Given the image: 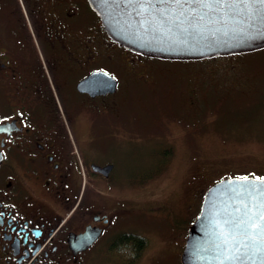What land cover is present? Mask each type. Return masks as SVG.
Returning a JSON list of instances; mask_svg holds the SVG:
<instances>
[{"label": "flooded vegetation", "instance_id": "af4514ba", "mask_svg": "<svg viewBox=\"0 0 264 264\" xmlns=\"http://www.w3.org/2000/svg\"><path fill=\"white\" fill-rule=\"evenodd\" d=\"M158 60L112 40L88 0H0V264L148 258L139 199L86 192V175L108 180L114 167L107 176L91 168L81 117L95 112V121L124 128L114 98L170 85L156 74L165 63ZM206 188L197 191L199 205ZM189 224L166 264H181ZM86 231L87 246L71 243ZM141 237L144 250L120 246Z\"/></svg>", "mask_w": 264, "mask_h": 264}, {"label": "rangeland", "instance_id": "374dc122", "mask_svg": "<svg viewBox=\"0 0 264 264\" xmlns=\"http://www.w3.org/2000/svg\"><path fill=\"white\" fill-rule=\"evenodd\" d=\"M240 59L246 68L226 58L159 64L156 74L170 85L114 98L121 130L95 121V112L82 114L88 157L114 167L108 180L86 175V192L139 199L138 231L150 240L141 264L168 262L165 254L198 212L200 188L223 176H264V49Z\"/></svg>", "mask_w": 264, "mask_h": 264}, {"label": "water", "instance_id": "95a60500", "mask_svg": "<svg viewBox=\"0 0 264 264\" xmlns=\"http://www.w3.org/2000/svg\"><path fill=\"white\" fill-rule=\"evenodd\" d=\"M88 1L111 39L142 55L169 60H200L264 48V6L259 4L235 5L230 14L235 19L225 15L226 6L216 12L199 8L193 11L185 6V15L189 19L180 17L176 24L184 21L181 28L172 25V32L168 33L169 24L161 22V13L171 11L179 15L176 5L168 8L165 4H158L156 8L149 9L140 8L135 0ZM255 9L261 10V17L253 24L238 22ZM204 12L208 15L204 21L198 22L196 28H188V32L181 30L188 27L193 15ZM210 19L215 22L209 23ZM91 167L107 176L112 164L100 166L93 163ZM244 177L248 179L244 180ZM261 214H264V177L235 175L215 181L204 192L199 212L188 228L181 263L264 264V220L260 219ZM248 217H252L248 224L256 223L259 227H235L236 223L248 220ZM226 220L230 223L226 224ZM246 227L247 232H244ZM229 231L236 235V240L231 241L225 251L221 233ZM92 238L86 231L71 239V243L83 248ZM225 256L233 259H225Z\"/></svg>", "mask_w": 264, "mask_h": 264}, {"label": "snow or ice", "instance_id": "6c2138e0", "mask_svg": "<svg viewBox=\"0 0 264 264\" xmlns=\"http://www.w3.org/2000/svg\"><path fill=\"white\" fill-rule=\"evenodd\" d=\"M136 4L139 5L140 8H156L158 4H165L168 6V8H171L172 5L178 6L179 9V15H176L174 12H167V13H161V22L165 23L167 22L169 24V27L167 28V32H172V25H175L177 28H181V25L184 23V21H180V24H176V21L180 19V17H184L185 20L189 19L188 16L185 15L184 8L187 6L188 9L195 10L197 8L199 9H207L208 12H216L223 8H227V11L225 12V15H228L230 19H235L234 16L230 15L234 11V6L238 4H259L264 6V0H135ZM208 12H204L202 15H193L191 17V21L187 28H182L181 30L183 32H188V28H196L198 22L204 21L205 17L208 15ZM261 17V10L255 9L254 12H249L248 16L242 20L238 21L239 23H248L253 24L258 18ZM223 19V17H221ZM209 23L215 22L211 19L208 21ZM227 23V21H225ZM191 35V33H189ZM207 39V37H204ZM244 180H247V177L243 178ZM260 179V178H257ZM247 208V205H245ZM239 211V209H237ZM252 217H248V220H240L238 223L235 224L236 228H240L242 225H247V227L251 228H257L259 225L256 223L248 224V221L251 220ZM260 219L264 220V214L260 215ZM226 224H229V221H225ZM247 227L244 228V232H247ZM223 236L222 244L225 246V251H227V245L231 241L236 240V235L229 231L227 233H221ZM252 238V237H249ZM237 251L239 249L237 248ZM225 259H233V257L225 256ZM234 259H240L239 257H234Z\"/></svg>", "mask_w": 264, "mask_h": 264}, {"label": "trees", "instance_id": "16d2710c", "mask_svg": "<svg viewBox=\"0 0 264 264\" xmlns=\"http://www.w3.org/2000/svg\"><path fill=\"white\" fill-rule=\"evenodd\" d=\"M260 50H262V49H260ZM256 51H259V50H256ZM253 52H255V51L248 52V53H241V54L229 55V56H218V57H213V58H210V59L200 60L198 63H203V62H208V61H211V60L226 58L227 60H229V59H235L236 61H239L240 65H242L243 68H246V66L241 61L240 58L243 57L246 54L253 53ZM158 61H163L165 63L168 62V60H160V59ZM164 155H166V153H164ZM147 175L148 174H146L143 178L146 179V176ZM149 177H151V175H149ZM146 244H147V238L146 237H141V239L139 238L136 241L130 240V241H126L124 243H121L120 246H128L133 251H138V249H140V248H142V250H144V248L146 247Z\"/></svg>", "mask_w": 264, "mask_h": 264}]
</instances>
